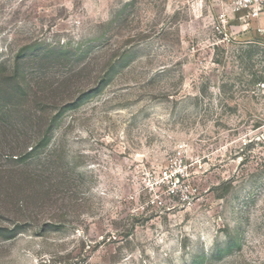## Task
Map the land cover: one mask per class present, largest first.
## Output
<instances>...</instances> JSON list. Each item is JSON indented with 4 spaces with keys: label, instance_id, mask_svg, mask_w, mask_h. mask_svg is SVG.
Here are the masks:
<instances>
[{
    "label": "rangeland",
    "instance_id": "obj_1",
    "mask_svg": "<svg viewBox=\"0 0 264 264\" xmlns=\"http://www.w3.org/2000/svg\"><path fill=\"white\" fill-rule=\"evenodd\" d=\"M239 15L0 0V264H264V36Z\"/></svg>",
    "mask_w": 264,
    "mask_h": 264
},
{
    "label": "built area",
    "instance_id": "obj_2",
    "mask_svg": "<svg viewBox=\"0 0 264 264\" xmlns=\"http://www.w3.org/2000/svg\"><path fill=\"white\" fill-rule=\"evenodd\" d=\"M217 2H227L240 15L238 21L246 26L257 23L264 15V0H215ZM228 19L224 18L221 23L222 27L228 24ZM259 33L264 36V26L259 27Z\"/></svg>",
    "mask_w": 264,
    "mask_h": 264
},
{
    "label": "crops",
    "instance_id": "obj_3",
    "mask_svg": "<svg viewBox=\"0 0 264 264\" xmlns=\"http://www.w3.org/2000/svg\"><path fill=\"white\" fill-rule=\"evenodd\" d=\"M257 23H258L259 27L264 26V15L262 16V18Z\"/></svg>",
    "mask_w": 264,
    "mask_h": 264
}]
</instances>
